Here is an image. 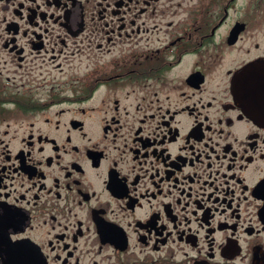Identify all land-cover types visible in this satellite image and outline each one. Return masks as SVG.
Masks as SVG:
<instances>
[{"label":"flooded vegetation","instance_id":"flooded-vegetation-1","mask_svg":"<svg viewBox=\"0 0 264 264\" xmlns=\"http://www.w3.org/2000/svg\"><path fill=\"white\" fill-rule=\"evenodd\" d=\"M247 69L264 0H0V264H264Z\"/></svg>","mask_w":264,"mask_h":264},{"label":"water","instance_id":"water-1","mask_svg":"<svg viewBox=\"0 0 264 264\" xmlns=\"http://www.w3.org/2000/svg\"><path fill=\"white\" fill-rule=\"evenodd\" d=\"M246 82H249L250 80L245 77L244 79ZM245 98L247 101L257 109H261V111L264 113V89H259L255 85L251 89L244 90Z\"/></svg>","mask_w":264,"mask_h":264}]
</instances>
